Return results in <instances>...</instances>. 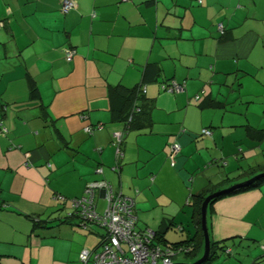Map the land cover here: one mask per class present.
<instances>
[{"label":"crops","instance_id":"obj_1","mask_svg":"<svg viewBox=\"0 0 264 264\" xmlns=\"http://www.w3.org/2000/svg\"><path fill=\"white\" fill-rule=\"evenodd\" d=\"M150 66L151 125L124 132L112 88L141 84ZM172 80L183 90L161 89ZM262 167L264 0H73L66 13L60 0H0V264H93L79 256L104 228L62 218L90 182L132 198L136 227L170 243L197 231L192 193ZM207 225L228 257L248 243L212 264L263 260L264 183L217 200Z\"/></svg>","mask_w":264,"mask_h":264},{"label":"built area","instance_id":"obj_2","mask_svg":"<svg viewBox=\"0 0 264 264\" xmlns=\"http://www.w3.org/2000/svg\"><path fill=\"white\" fill-rule=\"evenodd\" d=\"M73 7V0H60V9L63 13L68 12ZM219 30L222 25L218 24ZM73 56L72 50L66 51V60L70 61ZM162 88L168 92H180L183 85L172 80L168 84H162ZM199 95H195L197 99ZM101 125L96 126L100 128ZM94 128L86 127L87 132ZM203 133L210 135L208 129ZM113 145L116 147V156L121 152L118 147L122 134L115 132ZM180 145H171V154L178 152ZM96 172H101L97 168ZM103 191L105 200L104 209L99 212L95 203L96 193ZM72 208L81 217L83 227L97 224L105 230V237L101 239L98 246L89 250L82 249L80 260L86 263L89 259L93 264H172L176 250L155 242L153 230H141L136 227V217L133 213V200L123 195L120 191L113 189L107 181H94L87 184L81 198L72 199ZM264 250V246H262ZM183 248L179 247L178 251ZM185 251H187L185 249Z\"/></svg>","mask_w":264,"mask_h":264},{"label":"trees","instance_id":"obj_3","mask_svg":"<svg viewBox=\"0 0 264 264\" xmlns=\"http://www.w3.org/2000/svg\"><path fill=\"white\" fill-rule=\"evenodd\" d=\"M66 49L70 50V48H66ZM148 68H150L147 71L148 78L144 79L141 84L136 85L132 88H128V87H125L122 85H118V86L112 88V91H111L112 92L111 110H112L113 116L118 121L123 122V127H124L123 131L124 132H127L131 129H135V130H139V131L145 130V129H148L151 125V119L149 117V114H150L149 110L152 108V105H151V101L149 100L150 98L147 97L145 94V85L155 79V76L157 74L158 69L155 66H150ZM162 84H164V83H162ZM162 84H161V86H162ZM161 89H163V88L161 87ZM163 91H166V90L163 89ZM30 92H31L32 96L36 92V87L32 82H30ZM204 129H208V128H204ZM204 129L201 130V133L206 135L205 133H203ZM208 130L210 131V129H208ZM210 134H211V131H210ZM121 140H122V137L120 139L119 144L121 143ZM118 147H119V145H118ZM119 149H120V147H119ZM120 152H121V150H120ZM121 155H122V152H121ZM120 156H118V157H120ZM118 157H116V158H118ZM260 173H264V167L258 169L257 171L253 172L252 174H249L248 177H246V179L251 178L252 176L260 174ZM244 180L236 181L232 184H229L228 186H225L224 188L219 187V186H217V187L213 186V187H211L205 191H202L199 193H192L190 195L189 204L192 208L191 221L197 229L196 233L193 234V236H191V238H189V239H184V240H180V241H176V242L167 243L168 241L164 237V231H161L159 228V230H153V232L155 234V242L160 243L164 246H167L169 248L176 250V254L184 253L185 257L196 256L197 248L201 247V250H202V246L204 244L203 233H202V230L200 227V206H201L203 199L209 194L219 192V191L224 190L226 188H230L231 186L238 184ZM263 183H264V174L262 176H260L259 178L255 179L254 181H252L251 183H249L248 185L233 188L232 190H230L228 192L219 194V195L213 197L212 199H210L208 206H207L206 223H207L208 210H209V208H211L213 206V204L217 200L231 196V195H235V194H238V193H241V192L253 189V188H256ZM62 218H65V219L66 218H78L81 220V217L78 216L75 212H72L68 216H64ZM42 223L44 226L46 221L34 222L33 223V229L35 227L38 228V226L42 225ZM80 224H81V222H80ZM207 229H208V225H207ZM105 235L106 234L102 235L101 239L104 238ZM222 241L223 240L213 241L210 239V247H209L210 249H209L208 257L206 258V260H204L200 264H212L214 261H216L217 257H219L222 252L225 251L227 253V250L225 249V244H223ZM179 247H181L183 249L181 251L177 252ZM185 249L187 251H185ZM197 259H198V257L195 258L193 261H195ZM181 262L182 263H192V262H187V261H181Z\"/></svg>","mask_w":264,"mask_h":264},{"label":"water","instance_id":"obj_4","mask_svg":"<svg viewBox=\"0 0 264 264\" xmlns=\"http://www.w3.org/2000/svg\"><path fill=\"white\" fill-rule=\"evenodd\" d=\"M264 173H260L257 175L252 176L251 178H248L238 184H235L233 186H231L230 188H226L224 190H221L219 192L216 193H212L207 195L200 206V227L203 233V242H204V251L203 254L200 256V258H198L197 260H195L192 263H172V264H200L201 262H203L204 260H206V258L208 257L209 254V247H210V238H209V233H208V229H207V223H206V212H207V206L209 203V200L212 199L213 197L228 192L230 190H232L233 188L236 187H240V186H244V185H248L249 183H251L252 181H254L255 179L259 178L260 176H262ZM100 194L103 193V191L99 192Z\"/></svg>","mask_w":264,"mask_h":264},{"label":"rangeland","instance_id":"obj_5","mask_svg":"<svg viewBox=\"0 0 264 264\" xmlns=\"http://www.w3.org/2000/svg\"><path fill=\"white\" fill-rule=\"evenodd\" d=\"M163 90V89H162ZM246 180V179H245ZM224 188V187H223ZM222 189V188H221ZM69 203H71L70 201H69ZM71 205H72V203H71ZM170 233V235H172V237H173V235H174V233H171V231L169 232ZM176 235V234H175ZM246 245H248V243H245V244H240V247H234L233 246V253L231 254V256H227L226 255V252L224 251V252H222L221 254H220V256L219 257H217V259H216V261H224V259H230V258H233L235 261H236V259L237 258H239V259H241L242 258V255L244 254V253H246ZM255 248H257V246H254V247H252V251H253V249H255ZM235 250H237L238 251V253H236V254H234V252H235ZM203 251H204V244H203V246H202V250H200L199 251V253H198V255L199 256H187V257H185L184 256V253H178V254H176L175 256H173V259H172V263H180L181 261H184V260H186L185 258H188L187 260H189V259H192V260H194L195 258H199L202 254H203ZM262 251V250H261ZM264 255V254H263ZM262 257H264V256H262ZM215 261V262H216ZM194 262V261H193ZM238 262V261H237ZM230 264H233V263H231L230 262ZM241 264V263H240ZM245 264H264V258H263V260H259L258 262H254V260L252 261L251 259L247 262V263H245Z\"/></svg>","mask_w":264,"mask_h":264}]
</instances>
